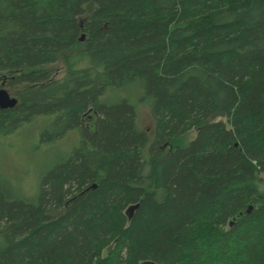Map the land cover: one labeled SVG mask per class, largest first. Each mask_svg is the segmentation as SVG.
Listing matches in <instances>:
<instances>
[{
	"label": "trees",
	"instance_id": "obj_1",
	"mask_svg": "<svg viewBox=\"0 0 264 264\" xmlns=\"http://www.w3.org/2000/svg\"><path fill=\"white\" fill-rule=\"evenodd\" d=\"M133 82L153 141L103 101ZM1 89L0 137L81 140L35 198L0 184V264H264V0H0Z\"/></svg>",
	"mask_w": 264,
	"mask_h": 264
},
{
	"label": "rangeland",
	"instance_id": "obj_2",
	"mask_svg": "<svg viewBox=\"0 0 264 264\" xmlns=\"http://www.w3.org/2000/svg\"><path fill=\"white\" fill-rule=\"evenodd\" d=\"M124 99L136 107L139 128L148 131L153 141L156 125L143 86L133 82L122 87H112L103 97V101L109 103ZM50 120V117L40 118L11 136L0 137V184L6 185L16 197L35 198L44 175L80 145L81 138L75 130L56 142L42 143L41 132ZM196 135L195 130L186 134L181 146L188 145ZM261 191L264 193V185H261Z\"/></svg>",
	"mask_w": 264,
	"mask_h": 264
},
{
	"label": "water",
	"instance_id": "obj_3",
	"mask_svg": "<svg viewBox=\"0 0 264 264\" xmlns=\"http://www.w3.org/2000/svg\"><path fill=\"white\" fill-rule=\"evenodd\" d=\"M84 41V37L81 40ZM18 104V100L15 97H12L6 90H0V109H12ZM96 187V186H95ZM138 208V205L132 206L130 208L131 214Z\"/></svg>",
	"mask_w": 264,
	"mask_h": 264
}]
</instances>
